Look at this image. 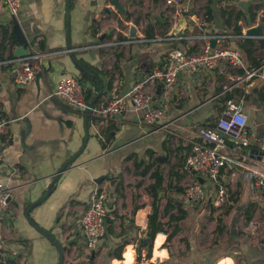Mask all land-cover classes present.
<instances>
[{
	"label": "crops",
	"instance_id": "crops-1",
	"mask_svg": "<svg viewBox=\"0 0 264 264\" xmlns=\"http://www.w3.org/2000/svg\"><path fill=\"white\" fill-rule=\"evenodd\" d=\"M67 1L20 0L15 18L0 1V118L7 121L0 139V183L11 190L2 213L0 264H57L54 244L27 220L33 204L28 217L59 242L63 264H140L142 259L147 264H264V190L250 187V171L259 168L264 140V92L240 95L249 86L243 77L264 60L259 37L246 35L259 26L264 34V2L184 0L186 12L177 14L165 0H115L117 8L112 0ZM178 31L183 32L180 38ZM218 36L228 39L216 46L237 49L241 65L182 72L164 120L152 126L141 122L144 111L135 112L131 100L118 115L104 121L88 115L85 121V114L52 96L60 77L79 82L69 52L98 74L101 104L163 72L172 50L195 53ZM21 47L41 60L38 80L25 88L13 84L7 65ZM85 88L95 90L89 83ZM149 90L155 93L150 107L158 108L160 83L150 84ZM226 94L243 102L250 139L244 152L252 158L220 171L218 182L230 203L216 206L215 188L187 170L185 160L200 141L198 130L217 122ZM86 131L84 150L45 198L59 168L83 146ZM223 152L239 160L232 151ZM195 182L205 191L203 204L185 197ZM95 190L104 195L105 230L89 253L78 221ZM154 202L157 214L150 224Z\"/></svg>",
	"mask_w": 264,
	"mask_h": 264
},
{
	"label": "built area",
	"instance_id": "built-area-1",
	"mask_svg": "<svg viewBox=\"0 0 264 264\" xmlns=\"http://www.w3.org/2000/svg\"><path fill=\"white\" fill-rule=\"evenodd\" d=\"M0 1L9 16L17 17L20 0ZM260 1L264 2V0ZM183 2L184 0H165L168 7L174 6L176 8L177 14L186 12V7L182 5ZM225 39L228 37H213L195 53H186L180 49L172 50L167 55L166 68L163 72L154 73L144 80L137 81L128 93L123 96L113 95L105 103L91 105L90 102H86L83 88L76 79L69 76L57 79L52 96L62 100L72 110L91 115L98 121H104L122 113L126 108L127 100H131L135 112L144 111L141 122L152 126L164 120L172 91L182 72L195 74L201 69H215L220 65L231 67L241 65L242 55L237 49L216 45L211 47L210 45L211 40L221 42ZM259 41H264V34L259 37ZM40 61V56L32 50L25 57H17L11 60L7 65L13 84L18 88L30 86L36 78ZM262 79H264V60L257 68L247 72L243 77L244 83L248 84ZM155 81L160 83V104L158 108H151V103L155 100V93L149 90V85H153ZM262 88L264 92V84ZM247 120L242 101H227L217 122L198 130L197 136L200 141L193 144L185 160L187 170L194 171L215 188L214 204L216 206L230 203L229 194L218 182L220 171L236 161L244 162L252 158L249 152H244L250 146ZM6 127V119L0 118V139L6 133ZM2 147L0 141V163L3 161ZM224 150L232 151L239 160L226 155ZM259 151L261 155L256 160L259 168L250 171V187L254 190H264V140L259 146ZM10 195V188L6 184L0 183V252L5 246L2 213L8 207ZM185 197L198 204H203L206 201L203 186L198 182L187 188ZM105 216L104 195L99 190H95L91 193L87 209L78 221L89 253L96 249L98 242L104 235ZM140 264H147V261L142 259Z\"/></svg>",
	"mask_w": 264,
	"mask_h": 264
},
{
	"label": "water",
	"instance_id": "water-1",
	"mask_svg": "<svg viewBox=\"0 0 264 264\" xmlns=\"http://www.w3.org/2000/svg\"><path fill=\"white\" fill-rule=\"evenodd\" d=\"M69 1V0H68ZM67 1V2H68ZM115 8H117V3L115 0H112ZM66 19H67V27H68V20H69V8L67 6V9H66ZM182 20L184 21V19L182 18ZM262 30H263V27L262 26H259L257 28H254V29H250L246 32V35L248 37H260L262 35ZM182 34L183 32L182 31H178L176 36L177 37H182ZM68 35H69V29L67 28L66 30V36H67V39H66V42H67V49L70 50V46L68 45ZM131 36H134L133 34ZM22 42L24 43V40H22ZM210 45L211 47H214L216 45V41L215 40H211L210 42ZM29 54V52L24 48V47H21L20 49H18L15 54L13 55L14 58H17V57H25ZM69 58L70 60L72 61L74 67L82 74H85L87 75L88 77L90 76V74L85 70L83 69L80 64L76 61V59L72 56L71 52H69ZM40 75H36V80H38ZM241 82H244L243 79L241 80ZM264 84V79L262 80H258V81H254L253 83L249 84L248 87H245V92L246 94H249V95H253V94H257L261 91V88ZM159 94V93H158ZM97 96V92L96 90L93 91V97H92V100L90 102L91 105L94 104V101H95V98ZM87 114L85 116V121H87ZM88 132L86 131V139H85V142L83 144V146L81 147V149L79 150L78 154L77 155H74L73 157H71L70 159H68L60 168H59V171L58 173L55 175L53 181H51V183L48 185V188H47V192H46V195H45V198H47L50 193H51V190H52V187L54 186V184L56 183V181L58 180L59 178V175L65 171V169L70 165L72 164L76 159H77V156L79 154L82 153V151L84 150V147L86 145V142L88 140ZM162 160V159H161ZM41 201H39L38 203H40ZM35 205H31L30 208L26 211V216H27V220L28 222L32 225V227L38 231L44 238H46L49 242H51L52 244H54L55 248H56V251H57V254H58V261H57V264H63V259H62V255H63V251H62V248L59 244V242L54 239L53 237H51L46 231H44L43 229H41L40 227H38L35 223H33L30 218L28 217V214L30 212V209L33 208ZM145 243L148 242V243H151L152 242V239H147L144 241Z\"/></svg>",
	"mask_w": 264,
	"mask_h": 264
},
{
	"label": "trees",
	"instance_id": "trees-1",
	"mask_svg": "<svg viewBox=\"0 0 264 264\" xmlns=\"http://www.w3.org/2000/svg\"><path fill=\"white\" fill-rule=\"evenodd\" d=\"M246 43H250V41L249 40H246ZM259 43H260L259 44L260 45L259 48H261V49L264 48V41H259ZM245 55L249 59L250 56H251V51L250 50L245 51ZM253 64L255 66H258L260 64V61H258V62H254L253 61ZM80 66L83 69H85L90 74V76L88 77L85 74L79 73V76H80V78H79V84L83 88V91H84V99H85L86 102L89 103V102H91L92 97H93V90L91 88H85V85L87 83H89L96 90V92H97V96H96L95 101H94V104H97L99 102L100 95L103 94V88H102V84L100 82V78H99L98 74L95 73V71L93 69L89 68L87 65L81 63ZM240 95L241 96H244V97L247 96V94H245V91L244 90H242L240 92ZM228 100H233V95L232 94L231 95L226 94L225 101H228ZM156 214H157V205L154 202V204H153V213H152L151 218H150V224L155 219ZM219 231H220V228H218V232ZM155 232L156 231H154L151 234V236H154ZM170 240H171V237H170V235H168L167 236V239H166V243H165V246L167 248H169Z\"/></svg>",
	"mask_w": 264,
	"mask_h": 264
},
{
	"label": "rangeland",
	"instance_id": "rangeland-1",
	"mask_svg": "<svg viewBox=\"0 0 264 264\" xmlns=\"http://www.w3.org/2000/svg\"><path fill=\"white\" fill-rule=\"evenodd\" d=\"M255 120H256V114H255V112H253L252 117H251V121L255 122Z\"/></svg>",
	"mask_w": 264,
	"mask_h": 264
},
{
	"label": "bare ground",
	"instance_id": "bare-ground-1",
	"mask_svg": "<svg viewBox=\"0 0 264 264\" xmlns=\"http://www.w3.org/2000/svg\"><path fill=\"white\" fill-rule=\"evenodd\" d=\"M131 256H132V252L130 253H128V260L131 258ZM131 260V259H130Z\"/></svg>",
	"mask_w": 264,
	"mask_h": 264
}]
</instances>
